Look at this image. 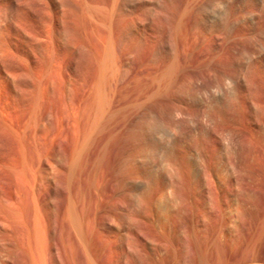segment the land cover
<instances>
[{
	"label": "rangeland",
	"instance_id": "rangeland-1",
	"mask_svg": "<svg viewBox=\"0 0 264 264\" xmlns=\"http://www.w3.org/2000/svg\"><path fill=\"white\" fill-rule=\"evenodd\" d=\"M0 264H264V0H0Z\"/></svg>",
	"mask_w": 264,
	"mask_h": 264
}]
</instances>
